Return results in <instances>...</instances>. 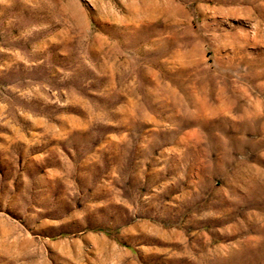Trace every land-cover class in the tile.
Segmentation results:
<instances>
[{"label":"rangeland","instance_id":"1","mask_svg":"<svg viewBox=\"0 0 264 264\" xmlns=\"http://www.w3.org/2000/svg\"><path fill=\"white\" fill-rule=\"evenodd\" d=\"M0 264H264V0H0Z\"/></svg>","mask_w":264,"mask_h":264}]
</instances>
